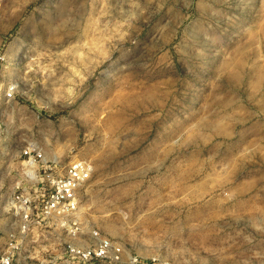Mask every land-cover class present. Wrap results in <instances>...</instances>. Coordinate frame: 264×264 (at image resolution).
<instances>
[{"label": "rangeland", "instance_id": "rangeland-1", "mask_svg": "<svg viewBox=\"0 0 264 264\" xmlns=\"http://www.w3.org/2000/svg\"><path fill=\"white\" fill-rule=\"evenodd\" d=\"M0 33L1 206L28 146L93 168L83 233L29 258L77 264L94 230L121 257L93 264H264V0H2Z\"/></svg>", "mask_w": 264, "mask_h": 264}, {"label": "built area", "instance_id": "built-area-1", "mask_svg": "<svg viewBox=\"0 0 264 264\" xmlns=\"http://www.w3.org/2000/svg\"><path fill=\"white\" fill-rule=\"evenodd\" d=\"M2 0H0V3ZM7 38L0 33V132L4 116L17 97L18 82L5 74L8 63ZM24 168L18 171L20 181L13 193L0 204V264H53V259L35 262L26 254L29 237L68 231L81 235L78 215L82 190L92 175V165L85 159H74L61 165L59 159L48 156L38 145L26 147ZM91 243L80 240L67 242V261L93 264L104 259H120L121 246L90 231Z\"/></svg>", "mask_w": 264, "mask_h": 264}]
</instances>
